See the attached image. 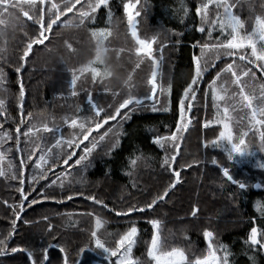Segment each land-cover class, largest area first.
<instances>
[{"label": "trees", "instance_id": "1", "mask_svg": "<svg viewBox=\"0 0 264 264\" xmlns=\"http://www.w3.org/2000/svg\"><path fill=\"white\" fill-rule=\"evenodd\" d=\"M67 2L45 0L44 5H40L37 0L33 8L24 0H10V4L20 6H8L7 11L0 5V101L3 102L0 107L3 112L0 115V173H3L0 175V239L14 232L7 239L4 252L0 253V264H30L24 252L13 253L11 249H28L39 259L42 249L50 244L66 248L69 264L79 261L81 256V264H115L114 257L106 259L107 254L94 247L91 232L96 230L107 247L115 248L116 241L133 224L138 229L133 258L140 264H154L147 256L154 232L149 221L153 219L161 225V247L184 249L189 260L206 255L203 230L208 229L215 234L214 244L227 246L229 264H264V251L252 249L247 242L251 227L264 233V214L256 207L264 203V168L258 166L264 163L261 150L264 141L260 139L264 126L249 122V110L240 100L239 87L231 72H221L215 85L212 84L217 73L235 61L237 74L247 68L256 72L255 78L242 76L241 86L257 98L255 105H264L259 99L264 90V75L254 64L239 60L240 54L250 56L251 50L241 49L235 57L225 56L223 51L213 48L202 50L205 43H217L215 37L221 40L227 37V33L221 35L218 26L204 23L196 15L195 7L204 0H139L133 13H140L139 22L146 23L149 30L145 31L142 24H138L139 37L156 38L153 56L159 61L155 76L158 91L153 99H147L152 95L148 80L155 71V64L152 55L136 52L138 45L127 30L125 0H109V8L102 6L94 14V22L80 24L78 10L81 5L86 8L88 3L81 0L72 12H64L60 17L62 24L53 25L45 33L48 38L44 43L34 44L22 62L20 57L27 44L39 37L40 25L35 21L40 18V8L44 9L45 20L55 19V13L63 12ZM229 3L236 5L233 12L245 22L247 31H251L256 16L264 17V0H229ZM53 4L57 7L52 8ZM24 11L34 19L25 17ZM217 11L210 5L209 22L216 18ZM201 26L206 29L204 33L196 30ZM210 26L214 29L211 37L207 32ZM105 27L110 29L111 35L103 41L101 60H97V42L91 30ZM68 44L72 45L71 50ZM194 56L202 67L210 66L194 85L196 98L192 99L190 95L185 98L184 89L195 74ZM85 66L96 68L98 74L93 79L90 70L78 71L77 95L73 96L72 69ZM17 67L21 68L19 73L15 71ZM21 83L25 91L23 100L19 96ZM212 87H216L224 99L214 101ZM89 93L97 108L103 109L99 117L88 102ZM130 96L140 99L141 103L121 109V113L130 109L129 118L117 117L95 128L96 122L114 113ZM181 98H185L184 122L191 124L177 141L180 148L173 166L180 172L179 183L169 188L174 177L162 163L174 149L170 142L161 147L154 143V138L169 137L176 130ZM189 101L190 110L187 109ZM153 106L158 110L153 111ZM224 107L229 108V118L224 117ZM72 119L84 124V129L71 126ZM219 121L229 123L235 142L242 133H247L244 139L252 156L234 155L233 161H229L223 145L215 147L210 143L223 130ZM45 125L52 131H45ZM88 128L93 133L86 141L83 133ZM5 132L11 139L3 137ZM69 141H74L72 148L68 146ZM93 143L96 147L87 154V159L76 164L85 154V147L91 148ZM73 152L75 154L65 164L64 160ZM29 156L32 158L28 159ZM133 159L136 160L134 165ZM213 159L217 160L216 165L211 163ZM21 161L24 162L23 190L28 200L17 219L13 209L19 211L21 203L18 191ZM221 166L229 168L234 179L248 187L241 190L227 181L220 171ZM255 184L261 187H254ZM165 189L167 196L157 200L151 209L116 214L126 212L129 207L139 208L151 203ZM89 196L103 204L95 203ZM33 199L37 201L35 204L31 203ZM193 207L199 209L195 216ZM97 217L102 221L99 229L95 228ZM85 245L87 250L80 254L79 248ZM47 264H62L58 248L49 250Z\"/></svg>", "mask_w": 264, "mask_h": 264}, {"label": "snow or ice", "instance_id": "2", "mask_svg": "<svg viewBox=\"0 0 264 264\" xmlns=\"http://www.w3.org/2000/svg\"><path fill=\"white\" fill-rule=\"evenodd\" d=\"M27 4H29L31 7L35 8L37 4V0H24ZM139 2V0H136V3H133L132 0H125L123 4V10L124 13L127 15L128 20V26L131 31V36L135 40L136 45L138 47L136 48L137 54L144 53L147 54L149 57H151L152 53V45L155 42V37H153L151 40L149 39H141L135 29L134 25V16H139L140 13L137 11L133 13V9L136 8V4ZM45 0H39L40 5H44ZM81 4V0H74V3L71 2V0H68V2L65 4L64 11H57L55 13V19H52L49 17L47 20H45L44 17V9L40 8V18L39 20L35 21L40 25L39 28V37L32 39L28 44L26 50L23 52V54L20 57V60L23 62L25 58L29 55V51L33 47L34 44H43L44 41L48 38L47 35H45L46 32L50 31L53 28V25L56 24V22L60 19V17L64 14V12H72L73 9L76 7V5ZM0 5L5 6L4 10L7 11V7H19V4H10V0H0ZM210 5H214L215 8L218 10L216 13V18L212 19L210 22L208 20V9ZM109 8V0H88V3L86 5V8L84 5H81V8L78 10V16H79V23L85 24L86 21H92L94 22V14L97 12L98 9L101 7ZM57 6L55 4L52 5V8H56ZM236 7L235 4L229 3V0H204L200 5L195 7V13L197 16H200L202 21L204 23H210L212 26H218L221 35L224 33H227V37H225L223 40L219 36L215 37L214 39L217 41L215 44H207L205 43L202 45L203 49L213 48L217 50V52L223 51L225 56L228 57H235L237 55V52L241 49H250V56L247 54H240L239 60L240 61H246L249 65H255V67L260 71L261 75H264V17L256 16L255 17V23L252 27L251 31H247L245 28V22L241 20V18L234 14L233 9ZM222 10V11H220ZM187 11V10H185ZM49 12H51V9H49ZM23 15L27 17L29 20H33L34 17L29 15V12L24 11ZM109 20H111V12L109 11ZM197 31L204 33L206 31L205 27L201 26L196 29ZM213 27H208L207 32L209 34V37H211V34L213 32ZM92 37L97 42V55L96 59L101 60V52L103 49L101 48V45L103 44V41L107 39L108 36L111 35V31L109 28H96L91 30ZM259 43V47H258ZM67 47L71 50L72 45L68 44ZM119 54V53H118ZM219 59V55L216 57ZM193 61L196 65L195 68V74L192 77L191 83L188 84V86L184 89L185 98L189 95L192 97V99L196 98V90L194 88V85L197 84L198 79L201 78L202 73L207 70V67L210 65L205 64V66H201L199 59L197 57H193ZM102 62V61H101ZM259 62V63H257ZM153 63L155 64V60L153 59ZM23 64H21V67ZM235 69V61L233 63H228L225 65L224 68L220 70V72L217 73V76L213 78L212 84L215 85L216 79L220 76L221 72H231L234 83L239 87V97L240 100L243 102L244 106L249 110L250 114V123L255 125L264 126V105L258 106L254 104V100L257 99L254 95L248 94L245 92V88L241 86V77H248L251 76L252 78H255L256 72L252 70V68H247L246 70H241L239 74H237V71ZM21 70L20 67L16 68V72L19 73ZM90 70L93 73V79H95V76L98 74V71L96 68L89 69L87 66L82 67L80 69H72V78L70 82V87L73 89L72 95H77V92L75 91V86L78 80L77 72H84ZM110 74V73H109ZM155 76L156 72L153 71L152 77L148 80V83L152 85V93L155 94L157 86L155 83ZM25 95L24 86L23 83L19 86V96L21 100H23V97ZM236 95V94H233ZM212 97L214 101L222 100L224 97L222 95H219L217 92L216 87H212ZM147 99H152L153 97H146ZM185 98H181L179 101V113H180V120L176 123V130L171 133L169 137H160L157 136L154 138V143L159 144L161 147L164 146L165 143H171L172 147L174 149L172 155L170 157L165 156V159L162 163V167H165L166 169L170 170L172 173V176L174 177L173 182L169 185V188L175 187V184L179 182L180 179V172L177 170L173 165L176 162L177 155L179 154V148L180 144L177 142L180 140L183 131L187 129L188 123L184 122L185 117ZM259 99L261 101H264V90L261 91ZM88 102L91 104L92 109L95 111V114L97 117L100 116V113L103 111V109L97 108V106L92 102L91 94H88ZM141 101L140 99L136 97H128L127 99H124L122 103L119 104V106L115 109L114 113L110 115H106L102 120L95 123V128L99 129L102 124H107L109 120H116L117 117H120L121 119H127L128 117V111H125L124 113H121V109H127L128 105L135 104L140 105ZM3 102L0 101V107H2ZM216 106V105H214ZM22 109V104L20 105ZM192 108V104L189 101L187 104V109L190 110ZM153 111H157L158 109L153 106ZM167 110V109H164ZM223 114L225 118H229V108L224 107L223 108ZM0 115H3V112H0ZM31 116V113L28 114ZM67 122V121H66ZM223 124V130L220 131L219 135L210 143L215 147H221L223 145L225 152L227 153V159L229 161H233L234 155L239 156L241 158L244 157H250L252 156V152L248 150V146L246 145V141L244 137L247 135V133H242L238 142H235L233 140V132L231 130V127L229 123L224 121H219ZM71 126H78L81 129H84V124H78L76 119H72L70 121ZM205 127L208 126L206 123L204 125ZM45 131H52V129H49L47 125L44 126ZM17 133V142H19V134H20V128L17 126L15 129ZM32 129L29 128L28 132H31ZM92 129L88 128L83 133V138H88V133L91 132ZM24 135H28V133H24ZM3 137L11 139V137L8 135V133H3ZM101 140L104 139V136L100 137ZM260 139L264 141V132H261ZM226 142V143H224ZM207 143L205 146H207ZM74 145V141H69L68 146L69 148H72ZM78 147L79 145H75ZM96 147V144L93 143L92 147H85L83 155L79 157L75 161L76 164H80L81 161L87 159V154L91 153L92 149ZM261 150L264 151V144L261 146ZM75 153L69 154L68 158L64 160V163L67 164L68 159L71 158V155H74ZM32 157L29 156L28 159H31ZM41 160L44 159L43 156L40 157ZM131 163L134 165L136 163V160L133 159ZM212 164L216 165L218 162L216 159H213L211 161ZM37 166H39V162H37ZM260 168H264V163H259L258 165ZM23 168H24V162L21 161V171H20V184L21 188L18 189L20 191L21 195V203L19 207V211H16L15 208L13 209L14 215L19 219L20 213L23 212L25 202L28 200V195L25 194L23 190ZM220 171L227 179V181H230L232 184L237 185V187L241 190H244L248 187V185L240 180L234 179V177L230 174V169L227 167H220ZM3 173H0L2 175ZM16 178L15 176L13 177ZM41 178H43V174H41ZM34 179V178H33ZM55 183V181H53ZM254 187L260 188V184H255ZM167 189H165L164 193L159 195L156 199H153L151 203H148L142 207L136 208V207H129L126 212H117V215H127L129 213H132L134 211L144 212L146 209H151L154 204H156L157 200H163L167 196ZM47 198V197H45ZM68 199H71V196L67 197ZM88 199L95 201L97 204H103L102 201L97 200L94 196H89ZM37 201L33 199L31 201L32 204H35ZM104 207H107V205H104ZM257 210L260 211L262 214H264V203H258L256 205ZM199 211L198 208L193 207L192 209V215L195 216L196 213ZM13 225H15L16 221H12ZM149 223L152 224L154 232L151 239V244L147 248V256L150 258L154 264H229V250L226 245L223 244H214V236L215 234L208 230H203V238L204 241L207 244V253L206 255L200 257L197 256L194 260H189V257L186 255L185 250L181 248H172L170 251H161V239L160 236L157 233V229L159 226V221L153 219L149 221ZM102 226V221L99 217L95 220V228L99 229ZM51 225H49V230H51ZM14 234V232H10L7 237L0 239V253L4 252V248L6 247V241L9 237H11ZM138 234V229L133 224L120 238L116 241L115 248H109L105 245V243L101 240V238L98 236L97 231L93 230L91 232V239L93 241L94 247L96 249L102 250L106 255V259L109 257H116L115 264H140V262L133 258L132 256V250L133 246L136 243V237ZM264 235V233H261L260 230H258L257 227L253 226L250 229L249 235L247 237V242L249 243L250 247L252 249H259L260 251H264V239H261V236ZM55 239V238H54ZM56 247L58 248L59 252L62 254V264H69V258L67 250L64 246L59 244H50L48 247H44L42 249V254L39 259H37L34 255L33 251H30L25 248H17L13 247L11 251L13 253L20 251L24 252L26 254V257L28 261H30V264H47L49 260V248ZM88 246L85 245L83 247L79 248V253L83 254L87 250ZM74 264H81V262L76 261Z\"/></svg>", "mask_w": 264, "mask_h": 264}, {"label": "rangeland", "instance_id": "3", "mask_svg": "<svg viewBox=\"0 0 264 264\" xmlns=\"http://www.w3.org/2000/svg\"><path fill=\"white\" fill-rule=\"evenodd\" d=\"M60 20V19H59ZM141 22H139V20H138V18H137V16H134V24H135V28H136V31H137V33H138V35H139V25L138 24H140ZM62 24V23H61ZM142 24V29H145V31H149L147 28H146V23H141ZM127 30L131 33V31H130V29H129V26H128V24H127ZM140 36V35H139ZM141 38V37H140ZM141 39H144V38H141ZM151 40V39H150ZM155 43L156 42H154L153 43V49H152V53H151V55L153 56V53H154V45H155ZM143 54V53H142ZM153 59L155 60V72L157 73V71H158V66H159V61H158V59L157 58H155L154 56H153ZM157 91H158V89H156V92H155V94L157 93ZM155 94H153L152 93V95H151V97H154V95ZM153 99V98H152ZM188 115H189V113H188ZM188 124H189V121H188ZM95 130V129H94ZM92 133H93V130H92ZM92 133H91V135H92ZM91 135L89 136V138L91 137ZM88 138V139H89ZM87 139V140H88ZM86 140V141H87ZM157 231V233H158V235L160 236V239H161V225H160V222H159V226H158V229L156 230ZM161 243H162V241H161ZM134 246H135V244H134ZM134 246H133V248H134ZM133 251V250H132ZM161 251H170V250H166V249H163L162 247H161ZM133 256V255H132ZM115 258V260H116V257H114Z\"/></svg>", "mask_w": 264, "mask_h": 264}, {"label": "water", "instance_id": "4", "mask_svg": "<svg viewBox=\"0 0 264 264\" xmlns=\"http://www.w3.org/2000/svg\"><path fill=\"white\" fill-rule=\"evenodd\" d=\"M58 23V21L56 22V24ZM55 25V24H54ZM135 25V24H134ZM136 29V28H135ZM152 49H153V45H152ZM144 54V53H143ZM141 101V100H140ZM131 105V104H130ZM130 105H128V106H130ZM190 124H191V122L189 121V124H188V127H187V129L190 127ZM91 133H92V131L91 132H89L88 133V138H89V136L91 135ZM87 138V139H88ZM87 139H85V140H87ZM179 183V182H178ZM178 183H176L175 184V187H176V185L178 184ZM174 188V187H173ZM51 248H56V247H51ZM51 248H49V250L51 249ZM81 260H82V256L80 257V259H79V262H81Z\"/></svg>", "mask_w": 264, "mask_h": 264}, {"label": "flooded vegetation", "instance_id": "5", "mask_svg": "<svg viewBox=\"0 0 264 264\" xmlns=\"http://www.w3.org/2000/svg\"><path fill=\"white\" fill-rule=\"evenodd\" d=\"M58 24H61L60 20H58V23H57V25H58Z\"/></svg>", "mask_w": 264, "mask_h": 264}]
</instances>
